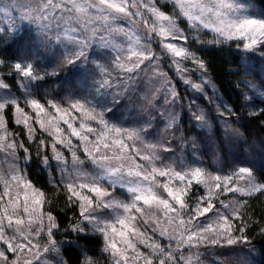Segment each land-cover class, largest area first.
Wrapping results in <instances>:
<instances>
[{"label":"snow or ice","instance_id":"1","mask_svg":"<svg viewBox=\"0 0 264 264\" xmlns=\"http://www.w3.org/2000/svg\"><path fill=\"white\" fill-rule=\"evenodd\" d=\"M0 15L10 21L0 27V264H100L94 239L108 264H202V250L237 245L245 255L231 264H254L264 139L234 156L249 145L234 126L244 109L264 127V10L254 0H0ZM233 45L236 98L225 100L197 53ZM170 71L195 93L210 85L215 113L185 104ZM45 83L57 89L41 93ZM185 115L209 134L211 170L191 158L204 137L189 139ZM33 145L38 166L60 168L51 197L28 173ZM61 192L66 226L53 207Z\"/></svg>","mask_w":264,"mask_h":264},{"label":"trees","instance_id":"2","mask_svg":"<svg viewBox=\"0 0 264 264\" xmlns=\"http://www.w3.org/2000/svg\"><path fill=\"white\" fill-rule=\"evenodd\" d=\"M256 7L259 11L264 10V4L261 3V0H254ZM201 56L208 62L209 64V72L208 76L211 77L212 81L216 85L217 92L225 99L228 100L229 97L232 98V100H235L236 98V91L237 88L235 86V81L238 79V77L232 75L230 73V69L235 70L240 65L238 63L240 57L234 53L230 52L228 50H217V49H206L202 50ZM18 53V46L13 45L11 46L6 54L7 56L15 55ZM260 67V66H259ZM259 67L257 68V71L254 73V76L260 75ZM55 79V78H53ZM251 79V78H250ZM259 83V81H256ZM242 87V85H241ZM53 89H57V85L53 83H45L39 91L41 93H46L49 91H52ZM181 93V91L179 90ZM202 107H206V101L204 102L202 99H197ZM231 103V101H229ZM256 104L260 106V101L257 99ZM247 109H244L242 112V118H241V124L243 127H241V124L234 125L237 128H240V130L244 133L245 137L249 141V145L245 146L243 152L237 148L234 152L235 157H239L241 159L249 157V148L252 145V142L255 141L258 142L262 139H264V127H261L260 122L257 118H247ZM234 119V118H233ZM10 129L15 130L16 128L14 125L10 127ZM183 131L185 133H190L191 135L189 138H192L193 136L196 137L197 141L200 140V137H204V142L201 144L202 149L199 154L203 157L204 163L207 166H211L214 163V160L212 159V150L214 148V145H212L208 141V133L204 131H198L197 129H193V122L190 120L184 119L183 124ZM199 134V135H198ZM220 138V135L218 134L217 139ZM33 162L31 167L28 169V173L30 174L32 180L36 184L37 187L42 188L45 192L48 193L49 197L52 196L54 192L57 191V189L49 182V178L45 170H43L42 166H38L39 162L36 160V157L32 155ZM233 156H230L229 159H232ZM264 199V198H262ZM253 207L256 210V215L254 216V219L260 223H264V221L261 220V213L264 211V204H262L259 201H253ZM65 204V198L61 192V195L59 199L56 201V203L53 205L55 210L60 213L61 223L62 225L66 226L67 223L71 222L73 219V212L68 211L64 208ZM251 237V245L248 247L254 248L255 251L252 253V258L254 260V264H264V255H261V252L264 251V235H261L259 232V228H254V230L250 233ZM74 236H70L69 239H74ZM81 244H84L85 241H81ZM89 248L91 249L90 255H95V257L100 261V264H108L107 257L100 255V248L102 247V241L99 239L90 240L87 242ZM236 251L231 252V250L224 251V255H218L215 253L214 256H217L218 263L219 264H231L233 260L236 259V253H239L240 256H244L245 252L242 251L244 248L243 245H237L233 247ZM212 254L206 256L209 259L208 261L211 263L212 258L214 257ZM215 258V257H214Z\"/></svg>","mask_w":264,"mask_h":264},{"label":"rangeland","instance_id":"3","mask_svg":"<svg viewBox=\"0 0 264 264\" xmlns=\"http://www.w3.org/2000/svg\"><path fill=\"white\" fill-rule=\"evenodd\" d=\"M161 2L163 3V0H161ZM259 10L257 9V13L259 14ZM16 14H14V16H15ZM10 23V21L6 18V17H4L3 15H0V27H5L6 25H8ZM16 23L17 24H19L20 22H19V20H16ZM205 31H207V30H205ZM207 39H211V33L210 32H208V34H207V37H206ZM195 47H199V46H195ZM206 49H212V47L211 46H209V47H206V48H204L203 50H206ZM213 49H215V48H213ZM217 50H219V49H217ZM224 50H228V51H230V52H234V53H237V49H235V46L233 45L232 47H231V49L229 50L228 48H227V46H225V49ZM198 55H201V52L199 51L198 53H197ZM190 68H193L194 69V71L192 72V79L194 80V81H197V82H199V78H200V76H201V73L199 72V71H196L195 70V66L194 65H191V64H189L188 65ZM259 67V65H257V68ZM0 71H3V72H5V73H7V71H8V69L7 68H0ZM169 74L173 77V79H174V81L176 82V85H177V88H178V90H180L181 91V97L183 98V100H184V103L185 104H187V103H189L190 101H195V103L196 104H198V105H200L201 107H202V105H201V103L197 100L198 98H200V99H202L204 102L206 101V104H208V105H206V107H202V108H204L205 110H208V109H211V111L213 112V113H215V108L209 103V101H210V99L211 100H215V95L213 94V91H212V88H211V86L209 85V86H206V88H205V94H201V93H195V92H193L192 90H191V88H189L188 86H186V85H184L183 83H181L180 81H179V79H178V77H176L175 76V74H174V71H170L169 72ZM208 75V74H207ZM209 77V76H208ZM9 83H11V81H8ZM187 111V109H185V112ZM184 119H187L188 120V118H187V116L185 115V118ZM192 122V121H191ZM13 125H14V127L16 128L15 130H13V129H10V133L11 132H17V133H20V136L18 137V138H23L25 141H27V136H26V134L22 131V126H16L14 123H13ZM198 131H202V130H200V129H197ZM204 132H206V131H204ZM38 136L40 137V138H46V135H42V134H40V133H38ZM189 139H191V138H189ZM28 144H31L32 142H27ZM36 143H38V140L36 141ZM178 147V146H177ZM201 150H203L202 149V146H201V144H200V147H199V150L194 154V155H192V159L193 160H195V161H200V162H202V165L201 166H205V167H209V166H207L205 163H204V159H203V157L199 154V152L201 151ZM48 154H49V156L51 157V149L49 148L48 149ZM178 154L179 155H184V154H192V149H191V147L189 146V147H186V148H184V150H183V152H179L178 151ZM32 155H34L35 157H36V152H35V145H33L32 146ZM66 155H68L67 153H66ZM5 156H6V154L4 153V152H2V151H0V167H3V168H7V163H6V160H5ZM51 162V164H52V168H49V169H45V168H43V170H45V172L47 173V175H48V178H49V182L51 181V184L54 186V184H55V180H52V177H55L56 178V180H59V178H60V175H61V173H60V168H59V166H58V164H57V162L55 161V160H51L50 161ZM89 167V170H90V166H88ZM209 170H211V168L209 167ZM200 193H197V195H199ZM194 202V201H193ZM46 207H47V205H46ZM72 221V220H71ZM70 223V222H69ZM74 236V235H73ZM70 237H64L63 235H61L60 236V239H69ZM157 238L159 239V237L157 236ZM162 242H164V243H166V240H164V241H162ZM232 247H235V246H232ZM224 251H227V250H230V249H223ZM215 253H217L216 252V250H214V249H210V250H208L207 252H204L203 250H202V255H203V259H202V264H219L218 263V257L217 256H214L215 255ZM210 254H212L214 257L212 258V262L210 263L208 260L209 259H206V258H208V257H206V256H208V255H210ZM105 256H106V254H105Z\"/></svg>","mask_w":264,"mask_h":264}]
</instances>
